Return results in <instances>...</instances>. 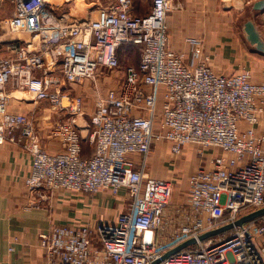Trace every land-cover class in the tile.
<instances>
[{"label": "built area", "instance_id": "2783aa9c", "mask_svg": "<svg viewBox=\"0 0 264 264\" xmlns=\"http://www.w3.org/2000/svg\"><path fill=\"white\" fill-rule=\"evenodd\" d=\"M7 1L0 0V9ZM149 1L144 16L135 13L134 0H115L80 23L58 18L49 0H10L13 13L0 15V143L21 145L32 155L27 187L51 197H129L128 210L115 222L43 231L45 264H156L193 239L194 246L159 264H264V225H258L264 217L235 227L228 238L199 240L264 209V136L255 130L264 112V69L258 83L250 71L219 75L202 58L197 38L188 39L192 55L185 62L170 46L168 16L177 0ZM132 49L140 62L98 99L91 132L81 123L83 97L67 86L119 71L123 53ZM18 92L70 118L52 129L60 153L46 151L37 125L11 110ZM84 141L94 147L90 158L83 156ZM163 141L176 158L190 145L228 156L213 158L189 178L187 204L172 219L166 212L173 182L152 177L147 161Z\"/></svg>", "mask_w": 264, "mask_h": 264}, {"label": "crops", "instance_id": "0c3cea01", "mask_svg": "<svg viewBox=\"0 0 264 264\" xmlns=\"http://www.w3.org/2000/svg\"><path fill=\"white\" fill-rule=\"evenodd\" d=\"M262 2L264 0H177L174 11L168 16L171 49L185 55V62H189L192 47L188 39H201L202 58H208L207 65L215 73L232 76L250 71L253 82H260L264 69V54L258 52L248 41L244 28L246 22L253 21L264 42V7L255 9V6ZM10 14L12 12H9ZM162 105L163 90L160 91L158 99V118L162 113ZM30 106L33 105L13 106L12 103L11 110L23 114L31 111ZM50 110L52 112L49 115L45 113L43 120L36 125L42 147L49 153L57 154L62 151V144L58 137L52 135L55 125L50 120L55 119L54 115H58V112L52 108ZM242 126L246 127L245 124ZM255 130L259 136H264V112L260 115ZM84 144L85 141L83 156L92 157L94 147L89 146V150ZM160 144L147 158L150 174L154 178L170 180L167 172H162L160 176L153 175L154 168L159 169L161 165L162 152L171 150L170 143L167 142V146ZM193 151L190 146H186L181 157H185V163H193L196 166L195 172L189 175L190 171L186 170L182 160L179 164L182 182L177 179L170 180L174 189L186 180L189 192V178L192 175L201 167L209 166L213 158L228 157L220 149L209 148L206 149L209 161L198 166ZM179 158L174 157V163L167 160L164 165L174 167ZM135 160L140 162L141 158L137 156ZM32 162V155L21 145L9 141L0 143V264H45V253L40 246L39 237L43 231L54 225L87 224L95 228L100 223L117 221L119 216L128 210L129 197L126 192L117 197L100 193L71 199V196L58 194L51 197L46 190L31 191L26 185V179L32 171ZM177 169L178 166L175 170ZM173 205L175 206H169L166 219L176 218L177 209L183 207L180 203ZM13 245L15 251L10 252L9 248Z\"/></svg>", "mask_w": 264, "mask_h": 264}, {"label": "rangeland", "instance_id": "374dc122", "mask_svg": "<svg viewBox=\"0 0 264 264\" xmlns=\"http://www.w3.org/2000/svg\"><path fill=\"white\" fill-rule=\"evenodd\" d=\"M51 2V7L54 9L55 13L57 14L58 18H62L63 16H68L70 20L74 23H80L85 20H89L91 17L95 18L98 14V11L100 9L108 8L110 5L115 1V0H49ZM136 4V11L135 13L137 15H147L150 13L151 10V2L149 0H134ZM4 6L1 9V16H6L8 12L13 13L12 5L10 0H8ZM174 11V10H173ZM172 11V12H173ZM171 14V13H170ZM169 14V15H170ZM191 28H195L194 26H190ZM128 54V55H127ZM124 58L121 61V68L119 71L115 72H105L104 76L105 78H99V79H94V80H89L85 81L82 85L80 84H72L71 86H67V90L71 91L74 95L81 96L83 97V110H84V115L82 116L83 120H81L82 125H88L90 127L91 132L93 131V127L91 124V116L93 115L95 108H96V102L98 99L104 97L107 94V91L113 87H117L118 85L121 84L122 80L125 77L126 74V69L129 66L135 67L138 66L140 62V53L138 49H132L129 52H124L123 53ZM14 97L16 99L13 100V106H26L27 104L33 105L30 106L31 111L25 114L30 121H32L35 124H38L43 120V115L47 113L49 115L52 111L50 104L42 102V103H37L34 102L30 99V97L25 94L24 92H18L14 94ZM56 118L50 120L51 122L54 123V125H58L60 123L67 122L68 118L65 114H61L58 112V115H54ZM84 137H87V133L84 132L82 133ZM86 146H88L89 150L92 148V144L88 141H85ZM162 145H166V141L161 142ZM165 143V144H163ZM158 144V145H159ZM91 148H90V147ZM192 149H194L193 153L196 155L197 160H198V166L201 165V163L209 161L206 152V149L196 146V145H190ZM88 150V152H89ZM171 154V156H170ZM153 156V154L151 155ZM161 161H160V166L157 169L156 167L153 170V175L154 176H160L162 172H167L168 173V178L170 180L174 179L181 180L182 182V175L179 174V164H181V161L185 160V157H181L177 160L176 166H169L166 164L164 165L165 161L168 160V162L174 163V155L172 154L171 150L168 152H162L161 154ZM176 158V157H175ZM184 166H186V170L189 169V175H191L193 172H195L196 166L193 163H184ZM178 166V169L176 167ZM162 170V171H161ZM177 171V172H176ZM175 173V174H174ZM187 189V182H183V184H179L175 186L174 189V194L172 197V200L170 202V206H175L173 204L180 203V205L185 206L187 204L188 200V195L189 192ZM110 194V193H109ZM89 194H84V195H70L71 199L73 198H84L89 197ZM111 195V194H110ZM121 195V194H120ZM119 195V196H120ZM112 196V195H111ZM110 196V197H111ZM113 197V196H112ZM258 225H264L263 221H259ZM233 230L228 231L226 233H223L220 236L214 237L218 241L221 239L228 238ZM261 243L264 245V236L261 238Z\"/></svg>", "mask_w": 264, "mask_h": 264}, {"label": "water", "instance_id": "95a60500", "mask_svg": "<svg viewBox=\"0 0 264 264\" xmlns=\"http://www.w3.org/2000/svg\"><path fill=\"white\" fill-rule=\"evenodd\" d=\"M264 7V2L259 3L255 6L256 10L262 9ZM246 34H247V39L248 41L256 47V50L262 54H264V42L259 34L258 29L256 28L255 24L253 21H248L245 24V28H244ZM264 217V209L255 211L241 219H239L235 224H231L225 227H222L220 229L208 232L204 235H202L199 240L200 241H207L211 238L217 237L222 235L223 233H226L228 231L233 230L235 227H242L252 221L258 220L260 218ZM197 243V240L193 239V240H189L185 243H183L182 245H180L178 248L170 251L169 253H167L162 260H166L167 258H169L170 256L181 252L187 248H190L192 246H194ZM161 260V261H162ZM161 261L157 262L156 264H159Z\"/></svg>", "mask_w": 264, "mask_h": 264}]
</instances>
